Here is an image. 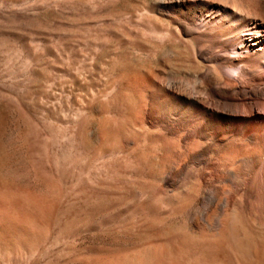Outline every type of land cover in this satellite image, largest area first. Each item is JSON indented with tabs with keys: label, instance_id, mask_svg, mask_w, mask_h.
<instances>
[{
	"label": "rangeland",
	"instance_id": "rangeland-1",
	"mask_svg": "<svg viewBox=\"0 0 264 264\" xmlns=\"http://www.w3.org/2000/svg\"><path fill=\"white\" fill-rule=\"evenodd\" d=\"M230 2L0 0V264H264Z\"/></svg>",
	"mask_w": 264,
	"mask_h": 264
},
{
	"label": "bare ground",
	"instance_id": "bare-ground-1",
	"mask_svg": "<svg viewBox=\"0 0 264 264\" xmlns=\"http://www.w3.org/2000/svg\"><path fill=\"white\" fill-rule=\"evenodd\" d=\"M230 5L233 9L232 14L228 16L227 24L230 25L231 22L236 21L237 23L246 22L249 25L257 24L261 27L257 31L246 33L241 39L242 42H238L234 47L232 54H228L225 58L223 57L221 62V66L224 68H235L237 75L232 81L234 86H239L240 78L246 77L250 79V76L252 77L258 68L262 70L264 67V0H231ZM229 25L226 26L227 28L224 27V34L227 33V36L231 32L230 29L233 30L231 25L229 28ZM251 58H259V60L254 64L248 63ZM223 75L226 80H229V75ZM258 80L259 92H255L254 96H260L264 102V77H260Z\"/></svg>",
	"mask_w": 264,
	"mask_h": 264
}]
</instances>
